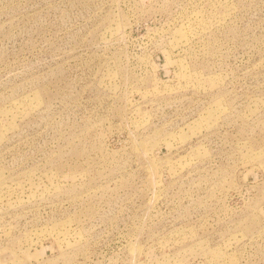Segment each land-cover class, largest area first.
Segmentation results:
<instances>
[{
    "label": "rangeland",
    "instance_id": "374dc122",
    "mask_svg": "<svg viewBox=\"0 0 264 264\" xmlns=\"http://www.w3.org/2000/svg\"><path fill=\"white\" fill-rule=\"evenodd\" d=\"M0 264H264V0H0Z\"/></svg>",
    "mask_w": 264,
    "mask_h": 264
}]
</instances>
